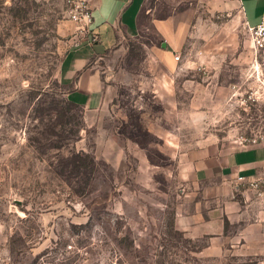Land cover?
I'll use <instances>...</instances> for the list:
<instances>
[{
    "label": "rangeland",
    "instance_id": "rangeland-1",
    "mask_svg": "<svg viewBox=\"0 0 264 264\" xmlns=\"http://www.w3.org/2000/svg\"><path fill=\"white\" fill-rule=\"evenodd\" d=\"M181 9L182 37L145 18L92 60L108 98L87 110L65 0H0V264H264V178L237 183L253 204L226 238L174 225L182 158L264 143V48L236 2Z\"/></svg>",
    "mask_w": 264,
    "mask_h": 264
},
{
    "label": "crops",
    "instance_id": "crops-1",
    "mask_svg": "<svg viewBox=\"0 0 264 264\" xmlns=\"http://www.w3.org/2000/svg\"><path fill=\"white\" fill-rule=\"evenodd\" d=\"M229 1L232 0H89L95 38L89 35L65 54L64 76L72 83L68 98L87 110L99 109L106 103L107 87L91 62L100 59L107 49L120 44L123 39L137 36L145 27L143 19L148 18L159 35L175 40L179 34L182 37L186 29L185 21L175 18L182 12L180 8L193 3L218 6ZM234 1L246 25L264 22V0ZM161 7H165V13L160 11ZM71 29L75 30L73 22ZM238 176L244 181L239 182ZM176 177L181 195L174 215L175 228L190 238H226L227 224H240L249 216L252 198H236L235 187L237 183L247 184L264 178V143L204 152L191 160L182 158ZM243 190L244 195L252 196L249 187H243ZM248 231L252 240H260V234ZM240 235L246 239L244 233ZM236 239L231 241L235 243Z\"/></svg>",
    "mask_w": 264,
    "mask_h": 264
},
{
    "label": "built area",
    "instance_id": "built-area-1",
    "mask_svg": "<svg viewBox=\"0 0 264 264\" xmlns=\"http://www.w3.org/2000/svg\"><path fill=\"white\" fill-rule=\"evenodd\" d=\"M66 12L69 19L74 23L75 30L71 37L72 46H78L84 40L89 38V35L94 37L92 31L93 12L89 4V0H65ZM247 29L252 40V44L257 50L264 48V22H260L254 26H248ZM237 180L243 182L244 178L238 176ZM262 180H254L246 182L249 188L257 189ZM258 194H261L258 191Z\"/></svg>",
    "mask_w": 264,
    "mask_h": 264
},
{
    "label": "water",
    "instance_id": "water-1",
    "mask_svg": "<svg viewBox=\"0 0 264 264\" xmlns=\"http://www.w3.org/2000/svg\"><path fill=\"white\" fill-rule=\"evenodd\" d=\"M162 46H165V42H162Z\"/></svg>",
    "mask_w": 264,
    "mask_h": 264
},
{
    "label": "trees",
    "instance_id": "trees-1",
    "mask_svg": "<svg viewBox=\"0 0 264 264\" xmlns=\"http://www.w3.org/2000/svg\"><path fill=\"white\" fill-rule=\"evenodd\" d=\"M73 104H76V103H74L73 101H71ZM76 105H78V104H76Z\"/></svg>",
    "mask_w": 264,
    "mask_h": 264
}]
</instances>
